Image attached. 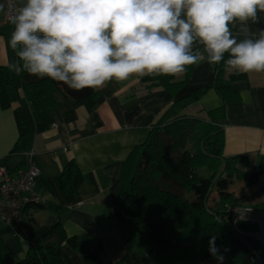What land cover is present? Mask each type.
Segmentation results:
<instances>
[{
	"label": "crops",
	"instance_id": "crops-1",
	"mask_svg": "<svg viewBox=\"0 0 264 264\" xmlns=\"http://www.w3.org/2000/svg\"><path fill=\"white\" fill-rule=\"evenodd\" d=\"M257 15L256 23L247 22L253 33L264 28V12ZM239 25L230 26L234 34ZM12 31L11 23L0 26V67L16 60L9 45ZM223 65L235 93L226 103L214 89L192 97L213 79L216 65L207 62L206 53L181 74L113 80L76 105L58 92L53 110L36 112L19 87L11 106H0V164L16 175L27 168L26 153L34 151L41 203L23 209L20 225L0 226V238L11 253L24 255L30 243L60 223L70 264H149L148 242L122 216L121 166L153 127L181 115L204 116L225 105L224 155H247L251 165L264 170V72L241 74ZM70 162L78 165L83 183L67 197L62 172Z\"/></svg>",
	"mask_w": 264,
	"mask_h": 264
},
{
	"label": "trees",
	"instance_id": "trees-1",
	"mask_svg": "<svg viewBox=\"0 0 264 264\" xmlns=\"http://www.w3.org/2000/svg\"><path fill=\"white\" fill-rule=\"evenodd\" d=\"M223 63L216 65L209 87L197 91L193 98L214 89L225 103L234 99ZM19 87L36 112L53 110L58 92L73 105L97 93L96 89L77 92L47 77L37 78L26 71L13 74L9 67H0L1 108L11 106ZM205 114H185L164 126L156 125L122 163L118 202L125 225L148 242L149 264H218L208 251L212 236L217 237L223 264H259L264 259L260 224L240 219L235 225L230 210L249 206L264 211V198L253 205L240 203L255 200L264 185L251 194L230 189L231 180H242L252 188L262 170L251 165L247 155H224L225 105ZM82 183L81 170L70 162L62 172L67 197ZM65 240V229L56 223L30 243L25 258L13 264H70L63 249ZM10 254L0 238V264H11Z\"/></svg>",
	"mask_w": 264,
	"mask_h": 264
},
{
	"label": "clouds",
	"instance_id": "clouds-1",
	"mask_svg": "<svg viewBox=\"0 0 264 264\" xmlns=\"http://www.w3.org/2000/svg\"><path fill=\"white\" fill-rule=\"evenodd\" d=\"M9 7L16 56L9 69L77 92L133 76H176L204 53L210 65L264 72V28L247 26L264 12V0H9ZM216 239L208 251L223 264Z\"/></svg>",
	"mask_w": 264,
	"mask_h": 264
},
{
	"label": "built area",
	"instance_id": "built-area-1",
	"mask_svg": "<svg viewBox=\"0 0 264 264\" xmlns=\"http://www.w3.org/2000/svg\"><path fill=\"white\" fill-rule=\"evenodd\" d=\"M19 5L22 1L16 0ZM3 10H0V26L11 23L12 11L9 7V0H0ZM27 168L20 170L13 175L7 166L0 164V224L20 225L22 222L23 209L29 205L41 203L40 197L35 192L36 178L40 171L35 161L34 151L26 153ZM82 204V203H81ZM235 219L259 222L261 227L260 237L264 246V219L258 217V212L249 206H235L230 208ZM264 264V259L258 261Z\"/></svg>",
	"mask_w": 264,
	"mask_h": 264
},
{
	"label": "rangeland",
	"instance_id": "rangeland-1",
	"mask_svg": "<svg viewBox=\"0 0 264 264\" xmlns=\"http://www.w3.org/2000/svg\"><path fill=\"white\" fill-rule=\"evenodd\" d=\"M259 170H262V169H259ZM264 185V170H262V173L259 177V181L252 187V188H248L244 181L242 180H231L230 182V189L231 190H235L237 193H246V194H251V193H256L260 187ZM264 191L261 192H257L256 194V199L254 200V198H248V199H244L242 201H240L241 204H246V205H253L254 203L256 204L257 202L259 201H262L263 198H264ZM259 211H258V217L261 218V219H264V211L261 209V208H258ZM257 223H259L257 221ZM5 224H0V226H3ZM262 236V234H260V237ZM28 251V249H27ZM27 251L24 255H17L16 253H11L10 256L8 257V262L13 264L17 261H20L22 260L23 258L26 257V254H27Z\"/></svg>",
	"mask_w": 264,
	"mask_h": 264
}]
</instances>
